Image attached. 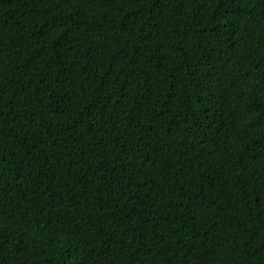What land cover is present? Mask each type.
<instances>
[{"label": "trees", "instance_id": "1", "mask_svg": "<svg viewBox=\"0 0 264 264\" xmlns=\"http://www.w3.org/2000/svg\"><path fill=\"white\" fill-rule=\"evenodd\" d=\"M0 264H264V0H0Z\"/></svg>", "mask_w": 264, "mask_h": 264}]
</instances>
